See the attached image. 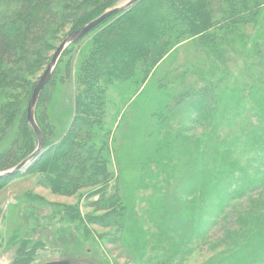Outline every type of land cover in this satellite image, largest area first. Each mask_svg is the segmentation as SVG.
I'll list each match as a JSON object with an SVG mask.
<instances>
[{
	"label": "trees",
	"instance_id": "16d2710c",
	"mask_svg": "<svg viewBox=\"0 0 264 264\" xmlns=\"http://www.w3.org/2000/svg\"><path fill=\"white\" fill-rule=\"evenodd\" d=\"M118 1L0 0V171L16 166L37 146L36 135L27 123V105L37 79L26 82L22 95L14 89L23 86L27 74L43 61L49 63L48 55L56 49L50 40L56 33L87 24ZM263 8L264 0H141L129 10L107 18L70 46L80 45L78 115L70 132L55 142L54 137H47L39 106L64 55L71 51L66 48L38 102L36 119L44 133L45 151L28 170L38 173L39 184L55 194L74 195L90 188L86 198H99L88 204L106 212L82 216L78 204L57 206V210L88 225L124 227L127 207L119 182L113 184L109 168L108 88L129 86L134 90L129 95L133 96L164 58L188 40L208 43L206 52H196L206 61L213 57L215 64L205 70L187 65L185 76L196 71L203 84L191 83L174 97L172 94L154 117L163 127L166 114L179 110L185 121L204 126L197 140L174 130L169 138L163 137L169 152L170 146L183 138V187L191 192L200 189L199 196L208 202L216 200L222 214L244 196L264 188V41L256 42V58L248 64L246 81L239 83L240 87L232 85L228 64L229 51H235L230 45L235 39L229 40L228 35L240 26L256 22ZM160 88L167 96L171 92V86L165 87L163 82ZM129 99H123V104ZM257 117L261 119L259 125L255 122ZM21 175L0 179V190ZM36 197L42 199L40 195ZM207 210L208 207L204 212ZM239 235L243 238L235 240L238 247L253 239ZM17 243V257L22 255L14 264H29L28 255L34 250L31 243L40 241L10 237L9 245ZM239 264L252 263L239 258Z\"/></svg>",
	"mask_w": 264,
	"mask_h": 264
},
{
	"label": "rangeland",
	"instance_id": "374dc122",
	"mask_svg": "<svg viewBox=\"0 0 264 264\" xmlns=\"http://www.w3.org/2000/svg\"><path fill=\"white\" fill-rule=\"evenodd\" d=\"M125 1L119 0L116 5ZM68 30L70 27L56 33L57 39L56 36L51 38L56 48ZM228 39H235L230 43L235 51L228 53L231 83L240 87L239 83L246 81L248 64L256 58V42L264 41V8L256 22L234 29ZM71 45L67 47L71 51L64 55L39 106L47 137L49 140L54 137L55 142L70 132L78 115L80 45ZM207 47L208 43L189 40L179 44L155 68L149 80L131 94L133 96L129 95L134 92L129 86L110 85L108 88L111 98L106 117L110 128L109 168L113 184L119 182L127 207L124 227L88 225L71 220L65 211L57 210V206L78 204L82 216L100 215L106 210L88 204V201H97L99 196L87 199L90 188L74 195L55 194L39 184L38 173L26 170L0 190V264H14L22 255L17 257L18 243L8 244L13 236L40 241L31 243L34 250L28 255L29 264L55 260L93 264H239V258L252 264H264V188L252 192L249 197L244 196L222 214L216 200L208 202L199 196L200 189L191 192L183 187L186 161L183 138L170 146L171 152L166 145L167 139L163 140L164 135L170 137L171 130L181 135L183 131L185 136L197 140L205 130L203 124L185 121L179 110L166 114L163 127L154 118L172 94L174 97L191 83L194 86L203 84L196 71L191 70L186 76L184 72L187 65L205 70L215 64L213 57L206 61L196 52L198 49L202 53ZM46 66L43 61L27 74L21 83L23 86L14 91L22 95L26 82L38 80ZM160 82L165 83V87L171 86L168 96L163 93L164 88H160ZM173 87L177 90H172ZM123 99H129L126 105ZM260 121L259 117L255 118L257 125ZM206 207L208 212H204ZM258 230L259 235L256 234ZM239 232L244 238L247 235L253 239L238 247L235 240L243 238Z\"/></svg>",
	"mask_w": 264,
	"mask_h": 264
},
{
	"label": "water",
	"instance_id": "95a60500",
	"mask_svg": "<svg viewBox=\"0 0 264 264\" xmlns=\"http://www.w3.org/2000/svg\"><path fill=\"white\" fill-rule=\"evenodd\" d=\"M141 0H127L122 4L116 5L105 12H103L100 16L97 18L91 20L87 24L81 26L78 29L70 31L64 39L59 43L55 51L53 52L51 59L49 63L47 64L46 68L40 75L39 79L34 85V88L32 90L31 96L28 101L27 105V123L30 125L32 130L34 131L36 138H37V146L35 150L28 155L25 159H23L20 163H18L16 166L0 171V179L11 177L14 175H17L20 172H24L28 170L36 160L39 159V157L43 154L45 151V140H44V133L41 127L39 126L37 119H36V110L38 106V102L40 99V96L50 81L53 72L63 54V52L66 50V48L72 44L73 42L79 40L80 38L87 35L92 29H94L96 26H98L100 23H102L107 18L123 11L129 10L131 7H133L136 3H138ZM43 264H93L88 262H73L70 260H55V261H49L45 262Z\"/></svg>",
	"mask_w": 264,
	"mask_h": 264
}]
</instances>
